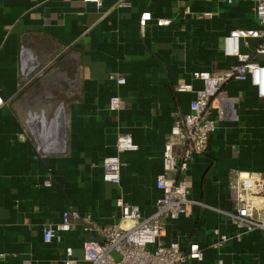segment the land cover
Here are the masks:
<instances>
[{"label": "crops", "instance_id": "1", "mask_svg": "<svg viewBox=\"0 0 264 264\" xmlns=\"http://www.w3.org/2000/svg\"><path fill=\"white\" fill-rule=\"evenodd\" d=\"M237 27H257L253 0H0V264H63L66 247L73 264H86L81 244L90 234L79 221L43 240L42 228L65 210L115 223L119 196L143 216L152 213L163 145L182 143L170 130L193 97L175 87H199L195 70L235 65L222 52V37ZM257 43L244 39L240 49L264 64ZM56 62L53 80L67 85V102L49 95L56 103L46 107L43 73ZM223 90L237 98L236 117L218 121L185 171L190 197L202 204L167 222L161 240L200 247L202 259L183 264H264V232L238 228L211 208H232L234 171L264 173V96L248 80H231ZM112 95L120 100L114 112L107 108ZM121 133L137 149L118 153L116 185L102 179L100 162L116 153ZM214 228L239 238L213 246Z\"/></svg>", "mask_w": 264, "mask_h": 264}, {"label": "built area", "instance_id": "2", "mask_svg": "<svg viewBox=\"0 0 264 264\" xmlns=\"http://www.w3.org/2000/svg\"><path fill=\"white\" fill-rule=\"evenodd\" d=\"M83 1L101 3V0ZM253 1L257 27L232 28L222 37V52L234 56L237 63L224 69L195 70L192 76L201 83L197 88L182 81L175 87L176 91L193 93V97L189 102V112L176 120L170 130L182 143L168 141L163 145L164 173L155 179L160 195L155 200L152 213L143 216L135 205L118 196L115 200L117 222L99 224L90 212L65 210L58 222L48 223L42 228L44 241L49 242L58 232L70 230L79 221L83 230L90 234L81 244L82 259L86 264H183L188 259H202V251L196 243L183 250L177 240L163 244L161 233L167 222L189 215L194 205L202 204L190 197L185 171L192 158L204 150L209 136L217 129L218 121L236 117L237 98L228 95L223 85L231 80H248L257 94L264 96V64L252 60L249 53L240 49L242 40L256 38L258 43L254 53L264 55V0ZM116 80L123 83L125 79L117 77ZM119 106V97L112 95L108 110L114 112ZM174 144L180 147L177 153L173 150ZM114 148L116 153L104 156L100 166L102 179L117 185L121 167L118 153L136 150L137 144L129 134L121 133L116 136ZM169 171H178L180 175L168 176ZM228 187L232 208H211L225 214L238 228H257L264 232V173L236 170L228 178ZM212 233L216 236L213 246L230 237L239 238V232L221 233L214 228ZM65 254L63 264H73L70 247L65 248Z\"/></svg>", "mask_w": 264, "mask_h": 264}, {"label": "rangeland", "instance_id": "3", "mask_svg": "<svg viewBox=\"0 0 264 264\" xmlns=\"http://www.w3.org/2000/svg\"><path fill=\"white\" fill-rule=\"evenodd\" d=\"M59 66H60V64L57 63V62L55 64L51 63L49 65V67L44 70V73H43V76L45 77V83L43 84V88H42L43 92H42V95L40 97L44 98V102H45V106L46 107H52L53 105H55V103H56L55 100H57V103H58V101H61L63 99L66 100V98H67V96H66V94L68 92L67 85H65V83H63V82L60 83V85H59V83H57V82L55 83V81H57V80H53L54 77L57 76L56 75L57 74L56 71H58L60 69ZM64 74H68V71H66V73H64ZM52 85H55V88ZM57 85L61 86L60 87L61 93H59L60 95H57V93H58L57 92L58 87L56 88ZM33 91H34L33 94H35L39 90L35 89ZM30 92H32V91H30ZM49 95H51L52 97L56 96V99L54 100V102L52 101V103H51V101H50L51 99L48 98ZM66 102H67V100H66Z\"/></svg>", "mask_w": 264, "mask_h": 264}]
</instances>
